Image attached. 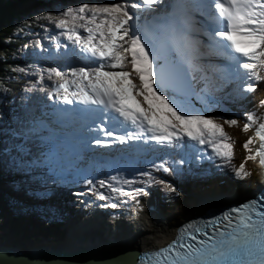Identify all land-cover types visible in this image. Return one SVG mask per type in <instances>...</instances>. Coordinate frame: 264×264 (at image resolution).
<instances>
[{"label": "snow or ice", "instance_id": "snow-or-ice-1", "mask_svg": "<svg viewBox=\"0 0 264 264\" xmlns=\"http://www.w3.org/2000/svg\"><path fill=\"white\" fill-rule=\"evenodd\" d=\"M162 3L163 0H142L141 3L121 0L105 6L83 4L77 8L68 7L61 17H43L54 20L55 26L64 30L61 34L73 45L80 46L78 52L73 48L76 55L84 56L97 65L95 68L70 69L74 79L59 83L57 90L63 89V100L67 104H73L75 100L86 106H97L80 110L94 113V119L101 121L96 129L98 136L111 138H96V145L109 146L117 141L121 144L155 141L160 146H173L187 137L200 145L210 146L214 156L223 157L225 164L230 165L232 145L224 141L231 138L222 125L204 115L189 114L186 105L178 104L174 98H167L157 91V88L163 91V84L157 82L158 73L154 71L157 57L150 55L154 51L151 46L145 47V43H149L146 35L142 40V36L137 34L140 30L133 21L139 17L130 9L153 11L154 6ZM207 8L211 31L205 34L212 46L227 54L233 62L230 65L232 76L247 80L243 91L255 92L256 82L264 80L259 72L264 68V0H207ZM40 19L37 18L38 21ZM81 30L86 35H81ZM237 37L244 39L238 40ZM117 68L119 71H114ZM193 71L198 69L193 67ZM50 73L63 80L64 74L58 69H51ZM73 87L75 90L70 91ZM259 104L264 106V100ZM256 119L255 112L248 114L249 123L243 130L247 131ZM225 123L234 126L237 121ZM46 129L47 126L41 123L29 130L30 137L36 136L47 149L27 165L29 168L46 165L51 170L57 162L55 143L40 134ZM256 135L261 143L255 154H251L250 149L253 139L250 137L244 142V148L250 153L246 160L259 156L260 163L264 165V122L259 124ZM18 151L28 154L22 147ZM166 165L165 161L153 165V168L164 173L175 170ZM234 173L241 179L249 175L244 163L234 168ZM140 176L147 177L142 181L146 186L160 184L168 192H176L171 183L156 179L151 171L142 172ZM123 183L135 181L124 180ZM100 185L133 198L149 194L144 187L125 193L104 181ZM88 191L92 192V188ZM98 195L107 199L102 192ZM104 206L116 208L118 204ZM139 264H264V194L205 221L202 226L186 225L167 246L140 256Z\"/></svg>", "mask_w": 264, "mask_h": 264}, {"label": "rangeland", "instance_id": "rangeland-1", "mask_svg": "<svg viewBox=\"0 0 264 264\" xmlns=\"http://www.w3.org/2000/svg\"><path fill=\"white\" fill-rule=\"evenodd\" d=\"M51 1V0H50ZM106 1V2H103ZM121 0H95L89 5H98V6H105V5H111L114 3H119ZM126 2L131 3L130 0H126ZM73 8L79 7L78 5H73L71 6ZM68 8V4L66 0H62L60 4V14L58 17H61V14ZM88 15V14H86ZM55 21L53 20L52 23H49L47 27L43 26L41 29L38 31L36 30L35 33L33 34V38L30 39V43L24 47V55L23 58L20 60L18 63L20 68H23L25 71V74L29 75V85L33 84L31 87V91L26 90V89H21L18 94H16L13 98H11V106H16L19 109L25 108L27 109V104H31L32 106L35 107V109H40V108H45V102L46 97L47 99L52 98L53 94L59 95L62 93L64 94V91L57 90V86L59 83H62L64 80H72L73 77L71 76L70 73V64L67 63L66 55L70 51V46L66 45L65 43H69L68 39H64L66 36L62 35L61 33L64 31L63 29L57 28L55 26ZM134 23V22H133ZM135 25V23H134ZM203 30V28H202ZM82 35H86V33L81 30ZM155 32L156 30H149L148 32L145 33L147 40L150 42L155 41L156 45L152 44H146L145 47L151 46L154 51L150 52V55H154L159 58V55H165L166 52V44L164 43L163 38H155ZM204 32V31H203ZM71 44V43H70ZM176 43L173 42V45L175 46ZM73 46V43L71 47ZM156 59V60H157ZM154 60V69H155V61ZM59 65H63L62 67ZM188 65V64H187ZM58 69L61 71L63 75V80L60 77H56L52 73H50V70L53 68ZM74 67V66H73ZM22 70V69H21ZM114 71H119V69H114ZM39 72L41 73L40 76V81H37L36 78V73ZM169 75L170 76H175L177 79H185V86H189V80L187 74L184 75V73H179L176 71L169 70ZM260 75L264 77V68L259 69ZM51 76V78H49ZM135 79V78H134ZM188 80V83H187ZM246 84V82H241L239 79L234 83V90L235 93L233 94L232 92L226 93L225 89L222 93L220 94H213L210 97H204V96H195V98L192 101L186 100L184 98H174L178 104H183L186 105L187 108L189 109V114L193 115H204L207 118H210L219 124L222 125L224 132L228 134V136L231 138L230 141H224V143H231L232 145V152L233 155L231 156V162L235 165V168H238L242 163H244L245 166V171L249 173L248 176L244 178H238L237 180L239 183H241L240 187H237L236 191H239L238 193H232L231 191L227 189L223 190H218L215 191L213 188L206 190L203 187L200 189L197 188V185L190 184V188L192 189H197L199 191L198 194L194 195L192 200L193 205L188 208V209H183L179 211L174 217H169L165 218L162 214V209L160 208V203L156 202L158 204H155V212L158 215H161L162 218L170 221L172 224H176V222L179 219H183L186 216H189L193 209L196 208H201L200 203L205 200L209 199L212 197H226L230 199L234 198H242L244 195L248 193L249 190L253 189L254 186L256 185L257 182V171L255 169V166L252 162V159H247L250 155L249 151L244 148V142L248 140L250 137L253 139V134L252 130L255 129L257 124L260 122L261 116L264 114V106H260L259 102L261 100H264V80L257 81L256 82V90L253 93H246L243 91V87ZM220 87H222L220 85ZM52 88L53 92L52 93ZM51 93V95H49ZM235 94H239V98L235 97ZM234 95V96H233ZM229 98H227V97ZM25 97L26 102L22 103L23 98ZM44 98V100H43ZM142 99V98H138ZM63 98H61V101ZM34 102V103H33ZM171 102V99H170ZM37 105V107H36ZM174 107L176 106L175 104L173 105ZM10 110H13L11 107ZM179 111V109H177ZM255 112L256 114V121L252 124V126L247 130L244 131L243 127L246 123H249L248 120V114H251ZM9 118H11V115H7ZM228 120H236L237 124L234 126H229L227 123H225ZM11 125L10 127V136H9V143L6 145V151L8 153H16L17 148L16 146L24 144L25 150L27 152H32L37 158L41 156L42 152L46 151V147L42 144L39 143L37 137L35 136L34 139L33 137H30L29 135V130L32 129L31 127L34 126L33 123H29L28 126H21V124L16 127L14 125ZM21 126V127H20ZM23 135L25 139L19 140L18 142L15 141V138L17 136ZM34 136V135H33ZM52 141L51 138H48ZM2 142V141H1ZM188 145H191L192 147H184L180 148L181 152L183 155L186 157L188 156H193L194 160L197 158H203L206 160V158L209 160L211 158H217L220 159L222 157H216L213 155V149L208 146V145H200L195 141H186ZM154 141L152 144L150 142L148 143H142L140 142V145H130L128 148V151L131 153L133 152L137 156H143L146 155L148 156L149 153L142 154L143 153V148L148 147L149 145H153ZM59 144L65 147L71 146L72 143H68V141L64 142H59L56 143V147L59 148ZM76 145H78V142H75ZM253 144H254V139L253 143L250 145L251 152H253ZM185 145V144H183ZM8 148V149H7ZM16 148V149H15ZM133 149V150H132ZM16 150V151H15ZM115 150V149H114ZM114 150H111L113 153ZM100 152L97 151V154L93 153H88V152H83L81 154V157L83 158V162H92L95 161L97 155ZM109 153V152H108ZM23 161H30L31 158L23 157ZM95 159V160H94ZM107 160L106 163H103L105 161H100L98 162L97 160L95 161L98 164V169L103 170L105 173V176L107 179L110 181V183L118 186L120 189H123L124 192L126 193L128 191V187L131 184H122L123 180H120L124 176H129L128 181H140L142 182L143 180H146V178H140L138 173H141V169H135L132 167L127 166L124 162H120V157L115 158V156H112L109 154L108 157L105 158ZM117 160V161H116ZM113 161L114 163V168L112 167L110 170L111 162ZM115 163L119 165H115ZM10 161L7 159L6 155L4 154V157L2 158V161H0V166L1 167H8L10 165ZM43 169H35L34 171H31V177L27 178L24 180V184L27 186L26 188L23 187H15L13 188L10 185H4L1 186L6 192H9L12 196L15 198H23L27 200L28 203H32L35 199L38 198H43L44 194L47 192L49 185H43L42 183L38 182L36 179V174L40 173ZM119 171V172H118ZM198 175L195 173H191L190 177L193 181H196ZM113 177L116 179L114 180ZM140 179V180H139ZM105 182V181H104ZM122 182V183H121ZM107 183V182H106ZM109 184V183H107ZM111 185V184H110ZM120 185H122L120 187ZM206 184H204L205 186ZM51 186V185H50ZM73 187V186H69ZM112 188H117L113 187ZM143 187V185L141 186ZM140 188V187H139ZM146 189H153L156 191V196L157 199L160 196V192L158 187H156L155 184L150 185V186H144ZM27 190V191H25ZM222 191V192H221ZM97 192L98 193H103L105 197H107L108 203L114 202L116 204H121L126 200V195H123L119 192H113L109 187H101L100 182L97 184ZM139 197V196H138ZM138 197H135L138 199ZM105 200V199H103ZM139 201L143 202L144 205H138L137 212L133 213V215L130 214H124L123 218H129L127 219L128 222H132V225L128 226L125 225L124 229L121 228L120 230L118 229L119 226H112L114 228L111 229L106 224L98 225L96 223H89L93 220L92 215L94 216V213L96 210L91 213V214H86L85 216H82V220H85V224L88 227L87 229H82L78 230L77 228H74L72 230L71 225L77 226L78 222L72 220L68 222V224L64 228V234L61 236L55 237V239L49 238V237H42L44 242H53L54 246L56 248L64 247L67 248V245L69 242L72 241H80V242H87L88 244L92 243H98L100 244V247L103 245L105 247L108 246H119L118 244L122 245L119 243L121 239H123V236L125 235H136L139 232H146L147 229H150L151 226L153 225V213L151 210L152 203L147 201L146 198H141ZM140 209H144L143 213L141 214L139 212ZM148 210L150 212L148 213ZM118 212V210H116ZM77 212V211H76ZM116 214V213H115ZM115 218H117L119 221L122 220L119 216L114 215ZM75 217V216H74ZM73 217V218H74ZM88 217L90 221L88 222ZM78 218H81L80 215H78ZM99 218V217H97ZM145 218H148L147 223L144 222ZM96 221H99L96 219ZM136 223V224H135ZM127 227V228H126ZM131 227V228H130ZM109 230H108V229ZM29 233L25 237H18V238H12L8 240L6 243L8 245L6 246H11V247H17L21 249L26 250L25 245L29 244H34V242L37 241V238H39L38 232L34 231L32 227H28ZM72 230V231H71ZM109 231V232H108ZM71 233V234H70ZM5 230L0 231V240L3 239L5 236ZM80 234V235H79ZM105 236V237H103ZM7 238V236H5ZM73 237V238H72ZM104 239V240H103ZM28 242H25V241ZM106 242L108 244L102 243ZM5 245V244H1ZM63 248V249H64Z\"/></svg>", "mask_w": 264, "mask_h": 264}, {"label": "trees", "instance_id": "trees-1", "mask_svg": "<svg viewBox=\"0 0 264 264\" xmlns=\"http://www.w3.org/2000/svg\"><path fill=\"white\" fill-rule=\"evenodd\" d=\"M62 0H0V161L6 155L10 161L8 167L0 166V231L5 230V236L0 240V245L5 244L12 238L25 237L28 235V227H32L38 232L39 238L34 244L25 245L26 250L39 246H54L53 242H44L42 237L55 239L57 236L64 234L65 222L72 216L74 210L67 202L71 196V190L84 189L87 185L85 181H91L94 186L104 172L96 169V165L92 163L82 162L77 149H69L68 154L57 151V162L50 170L48 166L29 168L37 157L32 152L26 155L22 151H18L21 147L25 149V145L16 146V153H8L6 145L9 143L10 127L13 123H18V108L11 106V98L20 92L21 89L31 91L33 84L29 85V75L25 74L23 68H20L19 62L24 55V47L30 43L35 31L43 26L47 27L53 20H45L43 17H58L60 14V4ZM68 7L73 5L88 4L95 0H66ZM105 2V1H103ZM41 19L38 21L37 18ZM164 57L161 56L160 59ZM184 59L181 61L184 62ZM22 69V70H21ZM41 73H36L37 81H40ZM195 95L206 96V90L201 88V82L194 79ZM155 86V83H154ZM162 95L167 98H179L170 90L157 88ZM26 102L25 97L22 103ZM13 110H10V108ZM10 114L11 118L7 115ZM35 137V136H31ZM22 141V138H15V141ZM2 141V142H1ZM185 141V140H184ZM183 140L173 146H155L151 149V157L141 160V166L151 171L153 176L158 180H164L171 183L176 192H168L167 189L160 184H155L160 191V208L165 218L174 217L179 211L190 208L192 198L198 194L197 189L190 188V184L197 185V188L203 187L206 190L214 189L220 191L227 189L232 193H238L237 187L241 183L237 180L234 173L235 165L225 164L224 158H197L193 156L186 157L180 148H184L182 144H186ZM186 147H191L187 146ZM8 149V148H7ZM15 150V151H16ZM93 150V149H90ZM30 159L23 161V157ZM183 160L184 163L179 162ZM15 161L16 163H13ZM136 159H134V162ZM167 162L168 167L175 170L171 173L157 171L153 165ZM35 169H43L36 174V179L43 185H49L47 192L43 198L35 199L32 203H28L23 198H15L9 192H6L1 186L10 185L13 188L27 186L24 180L31 177L30 172ZM191 173L197 176L196 181L190 177ZM125 178H122L123 180ZM128 179V177H126ZM204 184H206L204 186ZM51 185V186H50ZM73 186V187H69ZM222 192V191H221ZM139 209L132 208V214ZM180 220V219H179ZM124 225H132L124 219ZM73 223V222H72ZM98 223V225H102ZM113 226H119L114 222ZM73 227V226H72ZM112 227V226H111ZM131 228V227H130ZM25 242H28L27 240Z\"/></svg>", "mask_w": 264, "mask_h": 264}, {"label": "bare ground", "instance_id": "bare-ground-1", "mask_svg": "<svg viewBox=\"0 0 264 264\" xmlns=\"http://www.w3.org/2000/svg\"><path fill=\"white\" fill-rule=\"evenodd\" d=\"M130 1H131V3H141L142 2V0H130ZM185 1L186 2L179 1V3H178L180 11L185 12L188 16L187 24H185V26H184V34L181 35L180 32H177L175 38H172L173 42L176 43L174 47L176 49L175 51H177V57L180 59L185 58L187 60L186 64H188V65L191 64V65L199 66V65L205 64L209 67L210 71L216 72V71H218V67L215 66L214 58H212V54H215V53L214 52L212 53V47L210 46V40L206 37H203V36H206L205 33L207 32V30H206V32H203V30H202V28L204 26L203 23H199V24L195 23V19H194L193 14H192V10L194 9V2L192 0H185ZM130 11L136 13V15L138 17L144 13L140 9H130ZM135 21H137V20H134L133 22H135ZM136 27L138 28V26H136ZM64 39H67V37H65ZM68 41H70V40H68ZM73 48H75L76 51L78 52L80 49V46L79 45H73L69 51V54L67 55V57L75 56V58H76L73 61H69L72 64V66L70 68L71 69L72 68L79 69L81 67L87 68L85 65H86V63H87L86 61H88V59L84 56L76 55L73 52ZM171 66H172L171 63L166 62L165 64L162 65L161 68L164 67V69H167V68L171 69ZM174 66H177V65H174ZM179 66L181 69H177V71L181 72L180 70H183L185 72V68H184L185 66L184 65H179ZM172 70L174 71L175 69L172 68ZM157 73L159 75L162 74V72L160 70H158ZM175 83H176V86L179 87L181 90L185 88V85L181 82V80H178ZM61 98H63L62 93L59 95L53 94L52 98L49 100H47V98H46L45 99L46 101L43 98V100L47 103L45 104V108H40V109H35V107L32 106V103L27 104L26 111H27V113H29V116H27L26 118L28 119L29 122H26L25 124H21V126L27 127L29 123H33L34 126L31 127L33 129L34 127H39L41 125V123H43L44 125H47L50 128L54 127L55 123L58 122V119H59L58 105H59V102L61 101ZM36 107H37V105H36ZM258 125H259V123L257 124V126ZM252 131L255 132L256 130L253 129ZM43 132H44V130H43ZM42 135H44L45 138H48L47 134L43 133ZM252 148H253V152H251V154H255L256 148H258V145L255 141H254ZM145 191H147L149 194L146 196H144V195L139 196L138 199H136V202H134L133 207H137L140 204L144 205L143 202L139 201L141 198H144V197L146 198L147 201L152 203L151 210H152V212H154L153 213L154 216H153V220H152L153 225L151 226L150 229H147L146 232H139L136 235H125V236H123V239H121L119 241V243H121L122 245L118 244L119 246L105 247L102 245L100 247V244H98V243L88 244L87 242H80V241H82V240H80V241H76V242L75 241L69 242L66 249L79 250V249H94V248L129 247L131 249L143 250L145 248H155L157 246H160L162 243L168 241L175 233V228H176L175 225L176 224H172L170 221L162 218L161 215H158L155 212L156 209L158 210V208L155 209V204L158 203L157 197H156V194H157L156 191L151 189V188H149V189L145 188ZM236 199H238V198L230 199V198H226V197H212L209 199H205L200 203L201 208L193 209L190 217H192L194 214H201L202 212H204L205 210L208 209L207 208L208 206H211V205H217L218 206V204L236 201ZM137 200L139 201V203H137ZM157 206H158V204H157ZM132 208L128 209L126 212H124L123 216H124V214L133 215L132 214ZM93 210L94 211L96 210L94 205H93V201H89L88 208L85 210L87 213H85V214H91L93 212ZM143 211H144V209L139 210V212L141 214L143 213ZM136 212H137V210H136ZM149 212H150V210H148V213ZM80 216H81V218H78V216L72 218V222L73 221L78 222L77 226L72 225L73 226L72 230L74 228H77L78 230L88 228L85 224V220L84 219L82 220V218H83L82 215H80ZM97 219L99 221H96V219H93L91 222H89L90 221L89 218L87 220L91 224L96 223V222H98V223L104 222V221H101L100 218H97ZM108 219L111 220V221H108V224H109L108 227L109 228L114 230V228L111 226H113L114 222H115V223H118V225H119L118 229L119 230L121 228L124 229V226H123L125 224L124 219L122 220V223H121V221H119L117 218H115V216L113 214H110L108 216ZM127 219H129V218H125V220H127ZM67 221H69V220H67ZM147 221H148V218H145L144 222L147 223ZM63 228H65V227H63ZM103 237H105V236H103ZM102 243L108 244L107 241L106 242L102 241ZM60 248H64V247H60ZM125 256H126V254L120 255L116 259V264H118L119 261L121 259H123ZM137 257H138V255L135 257V259ZM82 263L83 264H90L91 261H89V262L85 261ZM95 264H99V262H97Z\"/></svg>", "mask_w": 264, "mask_h": 264}, {"label": "water", "instance_id": "water-1", "mask_svg": "<svg viewBox=\"0 0 264 264\" xmlns=\"http://www.w3.org/2000/svg\"><path fill=\"white\" fill-rule=\"evenodd\" d=\"M166 62L173 63L171 68L174 67L175 61L170 59L159 63L157 72L158 70L162 72V79L161 74H158L157 82L163 84V89L169 88L180 96H187L192 99L194 97L193 88L189 91L181 90L176 86L174 76L169 75V69L161 68ZM139 251V249H131L129 247L70 250L45 245L25 250L0 245V264H83L82 262L85 261H91L90 264L97 262L99 264H116V259L122 254H126V256L118 264H130Z\"/></svg>", "mask_w": 264, "mask_h": 264}]
</instances>
